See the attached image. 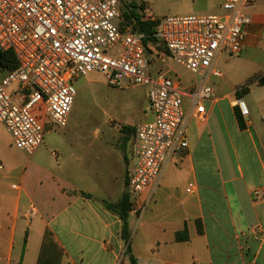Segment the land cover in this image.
<instances>
[{
	"label": "crops",
	"instance_id": "0c3cea01",
	"mask_svg": "<svg viewBox=\"0 0 264 264\" xmlns=\"http://www.w3.org/2000/svg\"><path fill=\"white\" fill-rule=\"evenodd\" d=\"M244 13L242 50L228 55L238 60L244 129L234 94L226 110L223 98H212L203 115H190L188 154L168 160L146 212L128 215L136 264H264V196H254L264 195V0ZM152 120L149 112L144 122ZM11 147L0 124V264H36L46 231L63 250L61 264H129L121 222L104 203L115 205L124 194L130 157L103 183L87 172L76 182L46 171L17 173Z\"/></svg>",
	"mask_w": 264,
	"mask_h": 264
},
{
	"label": "built area",
	"instance_id": "2783aa9c",
	"mask_svg": "<svg viewBox=\"0 0 264 264\" xmlns=\"http://www.w3.org/2000/svg\"><path fill=\"white\" fill-rule=\"evenodd\" d=\"M120 2L0 0V52H11L17 64L13 70L0 67V124L12 146L31 157L50 127H65L75 80L97 73L111 87L146 88L153 120L134 125L125 171L130 212L138 218L150 205L168 160L188 154L187 119L192 113L203 115V103L213 98L208 79L221 77L213 69L217 57L222 52L229 56L241 52L243 26L248 22L244 12L256 0H224L220 15L157 22L153 37L168 58L199 78L188 91L165 74L151 72L152 62L143 46L146 37L124 23ZM114 49L118 57L109 56ZM237 106L246 118L248 110L240 100ZM254 196L264 195L256 190Z\"/></svg>",
	"mask_w": 264,
	"mask_h": 264
},
{
	"label": "rangeland",
	"instance_id": "374dc122",
	"mask_svg": "<svg viewBox=\"0 0 264 264\" xmlns=\"http://www.w3.org/2000/svg\"><path fill=\"white\" fill-rule=\"evenodd\" d=\"M224 0H123L122 10L134 6L137 11L143 9L146 17L158 21L169 17L220 15ZM111 57H118L117 49L108 52ZM217 62L216 71L222 78H209L208 86L212 89L213 98H223L225 110L227 98L241 96V85L238 83V60L222 52ZM151 59V70L160 71L182 90L188 91L198 83V76L173 63L159 49L157 58ZM155 74V73H153ZM75 96L70 113L63 129L50 127L45 133L43 144L33 156L28 157L14 147L8 151L10 162L16 172L24 169L52 172L71 181H78L79 172L89 173L92 182L103 183L113 173L120 175L124 167V157H130V140L132 134L121 133L122 128H133L145 121L149 115L147 89L139 86L121 88L105 84L97 73L73 82ZM15 85L9 90L11 96ZM237 105V104H236ZM185 111L190 108L184 100ZM207 108L208 102L204 103ZM211 124V123H210ZM130 160V159H129ZM183 181V180H181ZM126 192V188L124 190Z\"/></svg>",
	"mask_w": 264,
	"mask_h": 264
},
{
	"label": "trees",
	"instance_id": "16d2710c",
	"mask_svg": "<svg viewBox=\"0 0 264 264\" xmlns=\"http://www.w3.org/2000/svg\"><path fill=\"white\" fill-rule=\"evenodd\" d=\"M123 3V0H120ZM134 6H130L128 10H122L121 14L126 25L131 26V30L136 34H142L146 38L143 40L144 52L146 57H150L154 55V59H156L159 54V49L163 48V52L167 55L165 48L159 43V41L153 37L156 32V26L158 20L155 22H150L145 20V17L142 13L143 9H138L135 11ZM149 59V58H148ZM17 66L15 59L11 52H0V67L6 70H13ZM152 73H161L160 71L151 70ZM237 100H240V96H235ZM238 110V109H237ZM235 119L238 123V127L240 130L244 129L242 123V116L240 112L235 113ZM121 133L133 134V128L124 127L121 130ZM82 196L83 193H80ZM104 207L110 210L113 213H116L120 222H121V239L126 244V249L124 251V256L128 257L129 264H136L135 260L130 256L128 249V240H129V232L127 219L131 210V204L129 203V197L127 193H124L119 200V202L115 205H108L104 203ZM184 233H180L178 235H183ZM63 257V250L60 245L57 243L56 239L52 235L51 232L46 231L41 242L38 259L36 264H61Z\"/></svg>",
	"mask_w": 264,
	"mask_h": 264
}]
</instances>
